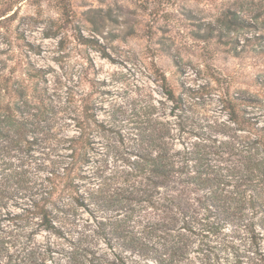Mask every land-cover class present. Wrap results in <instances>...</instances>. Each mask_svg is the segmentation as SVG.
Instances as JSON below:
<instances>
[{
    "label": "rangeland",
    "instance_id": "rangeland-1",
    "mask_svg": "<svg viewBox=\"0 0 264 264\" xmlns=\"http://www.w3.org/2000/svg\"><path fill=\"white\" fill-rule=\"evenodd\" d=\"M71 2L82 20L87 9H111L105 37L95 35L108 56L96 44L80 43L70 23L46 37L48 17L58 18L46 0L21 1L11 21L21 38L15 39L13 31L8 50L0 42L2 55L9 58L7 69L37 72L30 93L39 105L18 144L0 140V189L8 190L1 212L23 213L31 198L54 185L49 200L64 206L66 199L57 197L66 175L81 191L120 184L149 124H164L177 149L198 143L217 150L215 145L226 139L221 133L236 128L225 109V91L264 100L259 85L264 78V0ZM227 10L248 24L223 28ZM24 16L31 22L23 24ZM81 32L91 37L85 27ZM168 85L174 98L181 96L180 107L168 98ZM248 109L264 124V107ZM198 194L190 195L193 208L186 219L133 250L118 245L123 239L110 241L104 235L97 225L106 217L95 216L90 205L72 203L65 211L53 207L59 231L39 228L35 220L13 224L0 213V264H121L118 254L127 264H264L262 213L254 220V233L261 237L254 239L242 224L217 225L215 216L199 211Z\"/></svg>",
    "mask_w": 264,
    "mask_h": 264
},
{
    "label": "trees",
    "instance_id": "trees-1",
    "mask_svg": "<svg viewBox=\"0 0 264 264\" xmlns=\"http://www.w3.org/2000/svg\"><path fill=\"white\" fill-rule=\"evenodd\" d=\"M21 1L28 0H0V42L8 45L7 50L12 44L10 34L13 31L15 39L21 38L20 31L11 29V21L17 17ZM46 1L58 12L56 20L48 17L49 26L44 30L46 37L56 35L64 24L70 23L80 43L102 47L95 35H104L111 9L105 13L101 9H87L81 14L84 15L82 20L77 17L71 0ZM225 16L222 21L225 29L229 25L248 24L234 10H227ZM25 19L31 22L32 17H22L23 24ZM81 27L88 29L91 37L84 36ZM108 33L112 32L108 30ZM221 35V32L217 34L218 41ZM100 50L108 56L103 48ZM3 53L5 49L0 48V140L18 144L30 125V117L35 115L33 110L39 107L30 93V81L37 72L27 67L22 73L15 74L14 68L7 69L9 58ZM24 65L27 66L28 62ZM259 85L264 88V78ZM166 94L180 107L181 96L174 98L172 86H166ZM225 94V109L236 128L221 133L226 139L215 145L217 150L205 149V145L199 146L198 143L177 149L170 141L169 130L164 124L158 128L149 124L150 130L136 144L134 154L137 158L130 162L129 175L120 184L108 188L88 186L81 191L72 176L66 175L57 197L66 199L64 206L49 200L56 189L54 185L39 198H31L29 206L23 207V213L14 215L8 211L1 212L5 208L8 190L0 189V213L13 224L20 225L19 220L22 223L35 220L34 224L39 228L59 231L54 222L57 214L53 207L59 206L57 210L65 211L73 208L72 203L85 208L90 205L89 209L95 216L101 213L106 217L105 221L98 220L97 225L104 235L110 241L123 239L118 245L133 250L151 242L158 231L186 219L193 208L190 195L197 191L199 194L195 201L198 210L215 216L217 225L242 224L254 233V220L258 213L263 214L258 224L264 227V124H259L260 114L248 108L260 109L264 107V100L242 91L226 90ZM258 233H254V239ZM261 256L264 260L263 254ZM117 258L121 264H127L120 254Z\"/></svg>",
    "mask_w": 264,
    "mask_h": 264
}]
</instances>
